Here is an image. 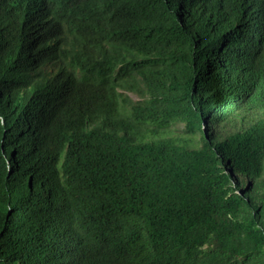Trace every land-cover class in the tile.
Returning <instances> with one entry per match:
<instances>
[{
  "label": "trees",
  "instance_id": "1",
  "mask_svg": "<svg viewBox=\"0 0 264 264\" xmlns=\"http://www.w3.org/2000/svg\"><path fill=\"white\" fill-rule=\"evenodd\" d=\"M250 256L264 0H0V264Z\"/></svg>",
  "mask_w": 264,
  "mask_h": 264
},
{
  "label": "rangeland",
  "instance_id": "2",
  "mask_svg": "<svg viewBox=\"0 0 264 264\" xmlns=\"http://www.w3.org/2000/svg\"><path fill=\"white\" fill-rule=\"evenodd\" d=\"M131 98L133 100L137 99L136 96H134V95H131ZM172 128H174L177 131L184 132L186 134L187 133L189 134L190 132H192L190 129H188L185 125H183L180 122L172 123ZM235 264H259V263H258V260L255 257L250 256L247 259H245V258H237L236 261H235Z\"/></svg>",
  "mask_w": 264,
  "mask_h": 264
}]
</instances>
